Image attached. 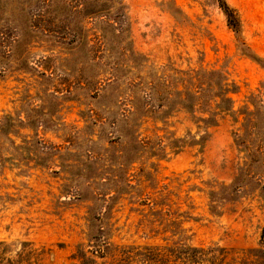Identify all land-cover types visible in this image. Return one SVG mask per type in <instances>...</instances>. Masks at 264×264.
I'll list each match as a JSON object with an SVG mask.
<instances>
[{
    "label": "rangeland",
    "instance_id": "obj_1",
    "mask_svg": "<svg viewBox=\"0 0 264 264\" xmlns=\"http://www.w3.org/2000/svg\"><path fill=\"white\" fill-rule=\"evenodd\" d=\"M28 259L264 264V0H0V264Z\"/></svg>",
    "mask_w": 264,
    "mask_h": 264
},
{
    "label": "trees",
    "instance_id": "obj_2",
    "mask_svg": "<svg viewBox=\"0 0 264 264\" xmlns=\"http://www.w3.org/2000/svg\"><path fill=\"white\" fill-rule=\"evenodd\" d=\"M223 10L227 17L229 26L232 29L236 30L238 18L234 10L231 9L227 4H224ZM223 77L224 76L222 75V73L218 71H212L207 74L206 73L202 74V78L206 81V84H207V90L211 92V96H213V99L215 102L216 112H210V115H212V117L209 119L214 124L217 123L216 118L220 113L234 111V100L232 99V97H230V94L236 93V88H232L231 85L227 82V80H225ZM203 89H204L203 84L197 87L198 95H195V98H193L194 95L188 92H185V94L187 97H190L191 99L193 98V101L195 102L199 101L200 103L204 104L206 102L204 101L203 98H201V92ZM195 107L196 105L194 104L192 110H194ZM247 112L251 113V111L248 110V108H247ZM202 121L205 122L206 119L202 118ZM197 250L199 251L200 254H202L201 256H204L206 253L205 249H197ZM255 252H262V250H255ZM26 264H40V262L38 259L36 261H31V259H28L26 261Z\"/></svg>",
    "mask_w": 264,
    "mask_h": 264
}]
</instances>
